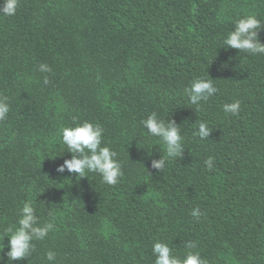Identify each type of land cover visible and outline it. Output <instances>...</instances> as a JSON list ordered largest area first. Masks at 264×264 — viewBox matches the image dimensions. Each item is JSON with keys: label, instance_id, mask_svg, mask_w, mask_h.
Listing matches in <instances>:
<instances>
[{"label": "trees", "instance_id": "trees-1", "mask_svg": "<svg viewBox=\"0 0 264 264\" xmlns=\"http://www.w3.org/2000/svg\"><path fill=\"white\" fill-rule=\"evenodd\" d=\"M248 15L264 24V0H19L0 15V96L10 106L0 121V237L26 200L41 224L55 216L54 231L13 264H154L156 242L181 259L264 264V55L223 43ZM198 77L219 92L196 106L184 89ZM237 100L239 113H225ZM153 112L184 137L182 157L160 173L151 160L164 146L141 124ZM84 121L117 152L116 185L56 171L71 158L60 128ZM202 121L212 131L204 140Z\"/></svg>", "mask_w": 264, "mask_h": 264}, {"label": "clouds", "instance_id": "clouds-1", "mask_svg": "<svg viewBox=\"0 0 264 264\" xmlns=\"http://www.w3.org/2000/svg\"><path fill=\"white\" fill-rule=\"evenodd\" d=\"M19 0H0V15L12 16L16 13ZM264 30V24L255 15H248L235 22L234 30L227 34L224 40L225 48L237 49L239 52L251 55H264V42H261L259 33ZM40 72L51 73V67L46 63L39 65ZM44 84L50 81L44 77ZM219 92L215 86L214 79L203 77L194 78L190 86L184 89L188 102L191 105L199 106L200 103L207 102L211 97ZM225 113L237 115L240 110V102L237 100L230 104L223 105ZM10 112L8 98L0 96V121L7 119ZM147 133L159 139L164 146L165 156L151 160V167L162 172L170 160L182 157L184 147V137L181 131V124H177L171 118L167 121L159 118L156 112L151 113L146 119L141 121ZM60 135L62 142L67 147V152L71 154L70 159H65L56 171L70 174H77L81 178L88 177L89 173H97L102 181L108 185H116L123 176L122 164L117 158V152L108 146H102L104 129L99 124L89 121L76 124L75 127H61ZM212 133L206 122H200L198 131L195 133L201 140L208 139ZM213 157H208L205 161L206 167L213 168ZM18 220L15 225L4 230L0 237V264H13L14 261L27 260L36 250L34 241H43L49 232L55 229V216L49 213L51 219L41 224L36 214L33 200L29 199L23 203L18 210ZM191 215L199 219L203 213L200 209L194 208ZM8 238L7 246L4 245V238ZM5 247L8 251L4 252ZM188 249H194L195 243L187 242ZM152 253L155 257L154 264H206V261L197 252L189 251L183 259L173 254V250L167 243L156 242L152 246ZM49 262H54L56 254L52 251L46 253Z\"/></svg>", "mask_w": 264, "mask_h": 264}]
</instances>
